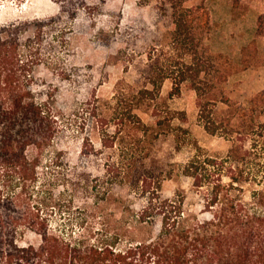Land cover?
<instances>
[{"label":"trees","instance_id":"obj_1","mask_svg":"<svg viewBox=\"0 0 264 264\" xmlns=\"http://www.w3.org/2000/svg\"><path fill=\"white\" fill-rule=\"evenodd\" d=\"M54 1L70 17L91 9L86 0ZM233 1L238 6L244 0ZM142 2L156 3L168 39L149 52L142 83L116 90L108 113L96 104L87 108L102 146L120 157L112 165L130 173V188L144 198L139 209L122 208L112 232L55 229L42 213V201L32 200L43 155L62 129L60 112L33 89L39 58L28 31L34 27L37 38L48 23L16 19L0 25V264H264V89L246 101L226 94L233 64L206 43L213 25L207 0ZM258 35L264 38V12ZM168 79L171 96L189 83L200 124L230 143L225 155L196 144L194 154L179 164V175L192 182L195 204H188L182 188L163 196V182L174 169L157 173L146 165L155 128L172 120L171 108L160 106ZM142 108L155 127L139 115ZM179 129L185 136L177 134V140H191L190 130ZM81 179V174L73 179L74 190ZM27 232L40 235L38 245L24 241Z\"/></svg>","mask_w":264,"mask_h":264},{"label":"rangeland","instance_id":"obj_2","mask_svg":"<svg viewBox=\"0 0 264 264\" xmlns=\"http://www.w3.org/2000/svg\"><path fill=\"white\" fill-rule=\"evenodd\" d=\"M86 1L91 9L81 8L70 17L54 0H0V25L16 19L49 24L37 38L33 37L34 27L28 31L39 58L33 89L40 98L48 97L60 112L62 129L43 155L39 187L32 200L42 201V213L47 214L53 228L91 234L97 228L112 232L122 208L131 205L139 209L144 198L130 188V173L123 175L112 165V160L120 157L102 146L97 121L87 108L96 104L108 113L118 88L125 90L142 83L141 69L149 52L166 42L169 29L159 17L155 2ZM207 6L213 25L206 43L233 64L226 94L246 101L264 89V38L258 35L264 1L244 0L236 6L233 0H207ZM172 89V80H166L160 106L171 108L172 120L163 128H155L157 136L146 165L157 173L174 169V176L163 182V196H172L182 188L188 204H195L199 202L192 182L179 175V164L194 154L196 144L210 154L225 155L230 143L200 124L197 94L189 83L173 96ZM138 113L155 127L147 109ZM180 126L190 130L191 140H177V134L181 133V139L185 136ZM56 154L58 163H54ZM77 174L82 179L74 190L72 181ZM24 241L38 245L41 237L27 232Z\"/></svg>","mask_w":264,"mask_h":264}]
</instances>
